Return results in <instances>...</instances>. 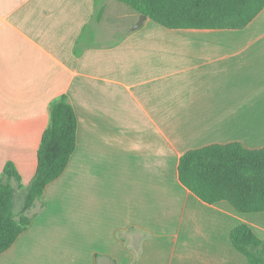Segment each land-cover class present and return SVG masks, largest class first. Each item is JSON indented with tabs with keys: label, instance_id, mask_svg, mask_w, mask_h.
<instances>
[{
	"label": "crops",
	"instance_id": "0c3cea01",
	"mask_svg": "<svg viewBox=\"0 0 264 264\" xmlns=\"http://www.w3.org/2000/svg\"><path fill=\"white\" fill-rule=\"evenodd\" d=\"M117 2L0 0V177L11 162L14 199L51 101L66 94L77 119L66 168L0 264H249L229 234L247 224L264 239V211L201 200L178 162L264 146V8L239 29H133L139 15Z\"/></svg>",
	"mask_w": 264,
	"mask_h": 264
},
{
	"label": "trees",
	"instance_id": "16d2710c",
	"mask_svg": "<svg viewBox=\"0 0 264 264\" xmlns=\"http://www.w3.org/2000/svg\"><path fill=\"white\" fill-rule=\"evenodd\" d=\"M136 14L168 28L239 29L263 8L264 0H117ZM99 5L95 18L100 19ZM77 119L66 94L51 101L49 123L37 149L35 173L24 189L18 214L14 212L15 190L22 188L11 162L0 177V253L27 229L26 214L40 202L45 187L64 171L74 151ZM179 181L207 203L227 201L242 213L264 211V146L247 148L241 142L209 144L183 153L178 162ZM16 182L14 187L11 181ZM233 247L249 264H264V239L247 224L233 227Z\"/></svg>",
	"mask_w": 264,
	"mask_h": 264
},
{
	"label": "rangeland",
	"instance_id": "374dc122",
	"mask_svg": "<svg viewBox=\"0 0 264 264\" xmlns=\"http://www.w3.org/2000/svg\"><path fill=\"white\" fill-rule=\"evenodd\" d=\"M117 1V0H115ZM117 3H120L121 5H123L124 7H127L129 8L126 4L122 3V2H117ZM130 9V8H129ZM131 10V9H130ZM138 20V19H137ZM261 128H259V131H260ZM20 196V194L17 195V197L14 199V212H17V208H19V206L22 204V200L19 201L18 200V197ZM23 196V195H22Z\"/></svg>",
	"mask_w": 264,
	"mask_h": 264
},
{
	"label": "water",
	"instance_id": "95a60500",
	"mask_svg": "<svg viewBox=\"0 0 264 264\" xmlns=\"http://www.w3.org/2000/svg\"><path fill=\"white\" fill-rule=\"evenodd\" d=\"M146 18H147L146 15H144V14H140L138 20H137L136 23L133 25V29H137V28H139V27L143 24V22H144V20H145Z\"/></svg>",
	"mask_w": 264,
	"mask_h": 264
}]
</instances>
